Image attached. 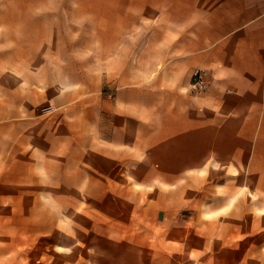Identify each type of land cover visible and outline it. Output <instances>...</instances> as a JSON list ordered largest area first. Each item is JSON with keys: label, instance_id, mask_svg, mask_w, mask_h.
Masks as SVG:
<instances>
[{"label": "rangeland", "instance_id": "obj_1", "mask_svg": "<svg viewBox=\"0 0 264 264\" xmlns=\"http://www.w3.org/2000/svg\"><path fill=\"white\" fill-rule=\"evenodd\" d=\"M164 5L0 0V113L11 111L14 134L11 149L0 145V190L12 197L0 264H264V153L251 168L212 161L165 183L143 147L85 120L91 100L111 111L114 99L95 56L99 33L115 31L101 14L124 7L130 25L141 8L136 32L147 35ZM203 77L195 71L190 91H205ZM108 120L116 133L122 123Z\"/></svg>", "mask_w": 264, "mask_h": 264}, {"label": "crops", "instance_id": "obj_2", "mask_svg": "<svg viewBox=\"0 0 264 264\" xmlns=\"http://www.w3.org/2000/svg\"><path fill=\"white\" fill-rule=\"evenodd\" d=\"M169 3L147 35L136 32L141 8L133 10L130 25L124 7L101 14L106 20L102 29L115 31L99 33L95 56L101 61L102 86L114 99L106 100L111 111L102 101L98 105L91 100L92 112H86L85 120L100 121L104 138L123 144L132 140L133 146L143 147L150 154L152 177L160 175L161 182L212 161L239 167L248 163L251 168L254 153H261V159L264 153V0ZM153 9L157 6L151 13L156 14ZM198 69L204 70L205 82L200 94L190 91ZM2 98L13 105L6 92ZM7 111L0 113L5 152L14 137L12 113ZM110 115L122 123L114 134L106 125ZM6 192L1 184L0 228H12V211L7 210L12 197Z\"/></svg>", "mask_w": 264, "mask_h": 264}, {"label": "built area", "instance_id": "obj_3", "mask_svg": "<svg viewBox=\"0 0 264 264\" xmlns=\"http://www.w3.org/2000/svg\"><path fill=\"white\" fill-rule=\"evenodd\" d=\"M193 87L202 90L204 88V83L203 81H196L193 84Z\"/></svg>", "mask_w": 264, "mask_h": 264}]
</instances>
